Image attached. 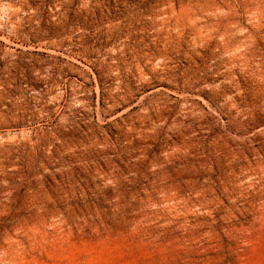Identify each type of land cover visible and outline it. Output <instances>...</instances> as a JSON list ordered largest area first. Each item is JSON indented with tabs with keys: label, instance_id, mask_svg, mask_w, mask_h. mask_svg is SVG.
I'll return each mask as SVG.
<instances>
[{
	"label": "rangeland",
	"instance_id": "rangeland-1",
	"mask_svg": "<svg viewBox=\"0 0 264 264\" xmlns=\"http://www.w3.org/2000/svg\"><path fill=\"white\" fill-rule=\"evenodd\" d=\"M0 264H264V0H0Z\"/></svg>",
	"mask_w": 264,
	"mask_h": 264
}]
</instances>
